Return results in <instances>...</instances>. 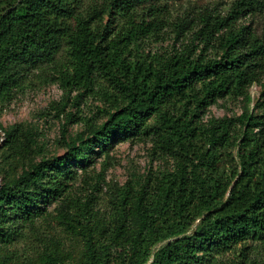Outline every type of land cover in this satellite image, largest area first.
I'll use <instances>...</instances> for the list:
<instances>
[{
    "label": "trees",
    "instance_id": "obj_1",
    "mask_svg": "<svg viewBox=\"0 0 264 264\" xmlns=\"http://www.w3.org/2000/svg\"><path fill=\"white\" fill-rule=\"evenodd\" d=\"M173 1L0 0V103L36 78L64 89L58 117L74 92L102 103L100 117L66 113L84 129L63 124L62 155L35 127H2L0 264H264V0ZM255 84L253 110L206 115L249 103ZM121 140L150 144L164 167L106 185L102 210L96 165ZM32 237L35 256L20 259Z\"/></svg>",
    "mask_w": 264,
    "mask_h": 264
},
{
    "label": "rangeland",
    "instance_id": "obj_2",
    "mask_svg": "<svg viewBox=\"0 0 264 264\" xmlns=\"http://www.w3.org/2000/svg\"><path fill=\"white\" fill-rule=\"evenodd\" d=\"M231 1V0H224ZM174 8L181 10L187 5V0H174ZM173 45V40L168 39L165 42L153 45V51L169 49ZM177 47H181L178 43ZM260 85H253L250 89L251 100L247 103L244 99L225 98L220 99L217 103L212 104L207 110V116H238L243 113L245 106L253 110L257 99L260 96ZM76 92L71 94V100L61 117H58L57 109L54 108L56 103H62L66 93L58 83L42 80L40 78L26 81L23 89L17 91L13 98L5 103H0V161H1V145L5 140V133L2 130L14 124L25 123L35 127L41 132L40 140L44 142L45 154L62 155L66 152L67 147L63 143V124L67 126L68 134L75 135L84 129L83 122H74L73 120L66 124V113L73 111L77 113V118L83 117H100L98 106L102 103L93 96H84L75 104ZM80 115V116H79ZM150 144L132 143L130 141H118L111 150L112 159L106 160L101 158L97 165V172L102 173L107 184L104 181L100 183L104 187L103 193H99V204L97 208L106 209L107 189L106 185H122L130 180L139 179L156 172L164 164L160 161L153 160L149 153ZM41 157V156H40ZM39 157V159H40ZM104 163L106 167H104ZM93 173V172H92ZM95 174V173H94ZM50 236H54L56 241L66 250L70 251L72 256L77 255V251L81 249V245L77 242L75 236L65 231L64 226L54 222L48 230ZM36 238H30L19 246L16 251L21 259L25 254L32 253L34 247H38Z\"/></svg>",
    "mask_w": 264,
    "mask_h": 264
}]
</instances>
